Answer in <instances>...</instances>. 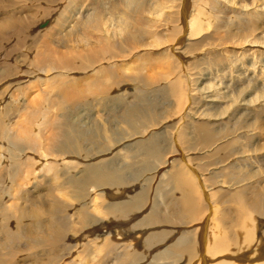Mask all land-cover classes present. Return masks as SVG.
I'll return each instance as SVG.
<instances>
[{"label":"bare ground","instance_id":"1","mask_svg":"<svg viewBox=\"0 0 264 264\" xmlns=\"http://www.w3.org/2000/svg\"><path fill=\"white\" fill-rule=\"evenodd\" d=\"M86 1L87 0H67V2H66L67 3V9H66L67 14L66 13L63 14V13H60L59 11H57L58 5H56L53 9H51L50 15L48 17L45 16L46 18L41 20V22L35 26V28L38 27V29H36L37 33H38V31H45L44 32L45 35H37V33L33 31L34 26L30 27L31 25L29 24L30 26L27 27L22 22L25 20V19L21 20L22 18H20L21 12L23 10L22 5H24V2L22 5H21V3H19V1H18L19 4L17 2H15V3H17V5H16V7L14 6L12 9L14 14L13 15L9 14L10 17L6 19V23L4 25L7 27V30L0 31L1 32V34H0V183L1 184L7 183L6 182L7 179L5 180V176L8 174L7 170L11 169L10 166L18 168V172L22 173L21 175H23V177L25 175V176H27V178L29 177V178H33L32 180H36V178L34 176V174L36 173L35 169L37 167L39 168L40 164L43 163V161L40 162V160H45L48 157H53V159L60 161V162H58L56 164V166H54V165L52 166L50 164L49 165L47 164L46 172L52 170V174L50 175V176H52V178L55 177V174H57L58 176L64 175L63 169H66L65 164H67L68 161H69V163H71L69 158L72 157V155L68 154L67 152H66L67 153L66 154L65 151L64 152L55 151V153L52 154L53 151H52V153L50 151H48V148L50 147V144H49L50 139L53 137L52 138L53 139V146H55V145L58 146L60 144L59 140L62 139L63 141H68V142L73 143L74 145L73 144L72 145L74 146V148H76L75 150H77L79 144H76V141L79 140L82 136H85V135L88 136V134L86 133V128H85L86 123L82 120L80 123H74V122H72V119H71L72 117L77 116L80 110H83L80 107V102L82 100H86L87 97L100 95L101 97H99V98H101V100L106 101V103H109V104L116 103L117 102L116 100H118L117 95L115 94V91H114V93H112V90L118 86H120V88L124 87V85H126V87H127V85L129 86V84H128L130 81L129 80V78H130L129 74H130V69H131V64H130L129 60L133 55L138 54V52L132 50V47L137 45L138 47L143 48L144 46L157 45L161 39L159 36H157L158 40L155 37V39L152 40L151 42H147L145 40L146 35H147L145 27H143L142 25H138L135 22V20L130 21V18H132L131 13H133V12L139 13V12L144 11L143 2H141L140 0H123L124 4L129 8V9L127 8L129 10V12L123 11L121 23L118 26V27H120L119 29L104 26V23L101 24V27H99V25L101 23L100 21L103 18V17L101 18V13L103 12L102 6H104L103 0H90L88 4L86 3ZM227 2H228L227 4L226 3L225 4L218 3V5L215 4L216 5L215 7H217L216 9H218V11H219V9L223 10V11H227V10L231 11V9L233 7L232 6L233 1L227 0ZM186 3H188V2H186ZM242 3L245 4L244 2H242ZM65 4H62V5L65 6ZM12 5H14V3ZM180 5H181V3H180ZM254 5H255V3L253 4V6ZM24 6H26V5H24ZM202 6H203L202 8H204V5H202ZM247 6L245 5V7H247ZM207 7H209V6H207ZM59 8H60V6H59ZM153 8H151V9L153 10ZM181 8L182 7H180V9ZM195 8L197 9V7H195ZM247 8H250V7L248 6ZM26 9H27V7H26ZM184 9L182 10V21H183L184 28H185V30L188 31L187 35L189 34L190 36H192V35L194 36L196 31L200 28V25H201L199 23L200 19H198L196 17L198 10H200L201 8L197 9V10L193 9V11L190 10L189 13L186 9L185 10ZM205 9H206V5H205ZM205 9H203V10H205ZM194 10H196V11H194ZM56 12H58V14L55 15ZM200 12H202V13H200L201 15L199 13H198V15L201 18L206 16V15H204L205 11L201 10ZM11 14H12V12H11ZM25 16H23V18H25ZM52 17H54V19ZM206 17H208V16H206ZM202 19H204V18H202ZM208 19H209V17H208ZM44 20L48 21L49 23H47V25L41 27L40 24L43 23ZM30 21L31 20H29V22ZM103 22H105V21H103ZM106 22H107V19H106ZM210 23H211V21H210ZM26 24L28 25L27 22H26ZM2 28H4V27H2ZM202 28H204V27H201V30H203ZM260 29L257 32L260 35H256L254 38L255 39L254 41H259V38L264 35V29L263 30H260ZM181 30H183V29H181ZM197 36L198 35H196V37ZM212 36H210V37H212ZM179 38H180V36L174 38V42L172 41V43H170V45H168L167 48H168L169 52H172L173 55L176 56L177 59L180 60L181 58H183L186 55V54H184L185 48L183 46L185 44L187 46V44H190V43H185V42L183 43L182 41L184 39L183 38L179 39ZM263 38L264 37H262L261 39H263ZM203 39H204V37H203ZM245 40H247V39H245ZM249 40L250 41H248V42H251L252 39L249 38ZM201 41L202 40L199 39V40L194 41L192 43L193 44H200ZM204 41H205V43H207L206 40H204ZM262 41L260 43H262ZM257 43H254V44L257 45ZM159 45H160V43H159ZM258 45H259V43H258ZM261 47L263 49L257 48L258 49L257 50V49H254L251 47V49L249 48L245 51L237 52L236 54L235 53L234 54H226V61L224 63L225 65L223 67H225V68L228 67L230 72L229 71H228L229 73L226 72L227 74H225V76H227V77H223V78L226 79V81L228 80L229 82H224L221 80V78H220L221 81L218 83L216 81L212 82L211 81L212 77H213V76H211L212 74L210 73L209 70L205 71L204 66L202 65V62H201V60H199V58H197L199 61L197 72L196 71H188L190 73L185 72V75H186L185 78L181 77V78L174 80V82L172 84H173V91H174V93H176L175 95L180 96V97L182 96V98H184V103L185 102H186L185 104L188 103L187 105H184L185 114L182 117H181V115H179L181 118V122L179 120V122H176V124H175L176 125L175 127L178 128V130L173 132L175 137L176 136H177V138L181 137V133H183L184 131H187V128L192 127L194 125L197 126L198 122H202V121L208 120L210 122V127L214 128L218 123H220V124L226 123V122H224V119H223L224 117L227 116V118L231 119L232 116L233 117L236 116V113L242 111L243 109H246L248 111H253V112L254 111L264 112V109H263L264 108V91H262L263 85L261 86L262 89H260V85H259L260 77L257 80H255L256 78H254L257 75L256 74V68L258 67V65L256 63H259L260 65H262V68H264V46L261 45ZM119 54L121 57L117 60L116 57ZM181 61H183V60L181 59ZM246 61H248L251 64V66L249 64L246 65L245 64V63H247ZM218 62H219V60H218ZM222 62H224V61H222ZM180 64L182 65V69H185L183 67L184 61ZM256 65H257V67H256ZM262 70H261V72H262ZM182 73H184V72H182ZM262 73L264 74V71ZM80 74H83L82 77L80 76L81 78L78 77V75H80ZM213 74H214V72H213ZM218 74L216 73L217 77H218ZM84 75L86 77H83ZM80 79H83V80L88 79L87 82L83 83L84 85L87 86V88H83V87L78 86V84H80V81H81ZM215 79L216 78L213 77V80H215ZM261 81H262V79H261ZM262 83H263V81H262ZM233 85H234L235 89L231 90L230 87ZM171 87H172V85H171ZM28 89H30L29 90L30 92H28ZM236 89L238 91L243 90V92H241V93H243L242 97H240V95L236 96L234 94ZM33 93H35V94L33 95ZM253 93H256L255 97H253V98L247 97V96H249V94H253ZM23 95L26 96L25 97L26 101L23 100ZM54 96H56L58 98V101L55 104L53 103L55 101V100L53 101ZM199 103H200V105L197 106L196 104H199ZM85 104L86 103H84V105ZM109 104H107V105H109ZM229 104L232 105V109L228 112L229 114L226 116H225V114L223 116L219 115V114L210 115L206 112L205 107H220V106L229 105ZM63 106H65L66 108L62 112L58 111V109H61ZM137 110H139L138 105L137 106L133 105V106L127 107L125 109V111H126L125 115H126V118L128 119L127 120L128 122H129V120H131L135 117ZM228 110L229 109H227V111ZM55 111L60 112L62 122L64 120V123L61 122L62 123L61 125L58 124V129L54 132H51V129H49V127H51V122L49 121L50 118L48 119V117L51 113H54ZM79 114H81V113H79ZM52 118H51V120H52ZM174 123H175V121H174ZM172 125H173L172 123H169L166 125L161 124V127L162 128L165 127V129H166L169 126L172 127ZM207 125H209V124L207 123ZM87 127H89V126H87ZM47 128L50 131L47 130ZM52 130H54V128ZM88 131H89V129H88ZM130 131H131V129H130ZM237 131L240 132V130H237ZM89 132L91 134V130ZM133 132L135 133V131H133ZM149 132H150V130H149ZM93 133H95V132L93 131ZM157 133H158V131H157ZM171 133H172V131H171ZM206 133H212V132L207 131L203 128H201V130L199 132H197V134L200 136H204ZM234 134H235V132H234ZM245 134H246V136L249 134L252 135L251 137H253V141H255L256 138L259 139V137L261 138L262 136H264V129L261 130V129H259V127H255V126L250 127V128H245ZM95 135H94V137H95ZM137 135H138V133H137ZM241 135H243V133H241ZM250 135H249V137H250ZM129 136L130 137L125 138V140L122 142L123 144H125L126 142H128L134 138H137L135 135L132 136V133ZM90 137H92V136H90ZM229 137H230V134H229ZM249 137H248V139H249ZM85 138H86V136H85ZM153 138H154V136H153ZM90 139H88V140H90ZM94 139L96 140V138H94ZM259 140H261V139H259ZM26 141L28 143H31V146L33 145V148H32V150L27 151L26 157H23V153L25 154V151H24V149L21 148L22 146L20 145V143L26 142ZM48 141H49V143H48ZM151 141H152V139H151ZM151 141H150V143H151ZM221 141L222 142L226 141V135L222 136L220 138L219 142L212 144V146L219 144ZM153 142H154V140H153ZM79 143L83 144L81 142H79ZM91 144H92V142H91ZM144 144H146V143H144ZM252 144H254V142H252ZM61 147L59 148L60 151H61ZM179 148H181V147H179ZM18 149L22 150L23 153L19 152ZM49 150H50V148H49ZM84 150H86V149H84ZM106 150H107V148H106ZM106 150H105V152L107 153ZM178 150H180V149H178ZM202 150L208 151L209 149L208 148H206V149L202 148ZM36 151H39V154H40L39 156H41L42 159L40 157H39L40 160L34 158L37 156ZM100 151H102V149ZM144 151L146 153L150 154V156L158 154L161 158V161H160L161 166H164L166 164L167 165L173 164V162L175 160L173 154H168V156H165L166 158L165 159L163 158L164 159L163 160L162 159L163 156L158 152L159 150H158L157 145H153V144H148L146 146L144 145ZM179 152L180 151H178L177 153H179ZM261 152H263V151H261ZM254 153H256V152H254ZM99 154L101 155V153L98 151L94 152L93 154H89L87 156H84V154H83L82 155L83 159L82 158H80V159H82L83 161H86V160H89L91 158L98 157ZM73 159H71L72 162H74ZM50 160H48V162ZM97 161H95V162H97ZM48 162L45 161V164ZM113 163H114V161H107L106 163H104V162L100 163V164L93 163L92 165H87V168L84 170L87 173L83 176L82 180H75V181L73 180V183L76 184V190H75L76 195L78 197H85V198H83L85 201L82 202V204L85 205V206H83V207H85V209L81 212L82 213V215H81L82 220L79 219L80 221H77V219L73 220L70 217L71 216V210L73 209V207L76 204L70 203V200H69L68 195H67V193H69V192L66 191V185H65L66 182L61 180L62 182L60 184H52L53 189L47 195V198H46L47 199L46 201H48V207H46V212H44V213H46L47 216H45L46 218L44 217L46 220H44V219L43 220L46 221L45 223H47V226L45 225L47 227V231H48V239L49 240L48 239L47 240L53 245L55 243L59 244L63 250H66L65 253L61 254V257H60L61 260L59 259V261H60L59 264H73V263L85 264V262H83V261H78V262L75 261L73 263L71 261H68L71 258V256L74 255V252H72V250H74V248L73 249L68 248V245H67L68 240L67 239L69 238V242H70V240H72V238H70V236H68V233L72 227H75L76 225L81 224V222H83L82 224H85L86 226L94 223V222H92L90 212H92V214H94V218H96L95 223L100 218H101L100 221L104 220V222H105L104 226L102 223H100V224H102V228H101V235H103L102 241H104L103 243H105L102 246L105 248L106 247H113V246L117 245L116 244V243H118V242H116V241H118L117 239L119 238V240H122L121 238L130 232L132 234L131 235L132 237H130V239H132L133 237H134L133 240L139 239L143 243V248L145 249V251L149 248L155 247L156 245L157 246L163 245L164 250L162 252H159L160 257L172 256V257L178 258L179 254L180 255L184 254L187 259L193 260V263L191 262L192 264H215L214 260L212 259V257H215V256H212V255H215L216 253H219V252H221V253L223 252V254H225L224 251L228 247L227 246L228 237H226V233L223 231V228L220 229L221 226L218 227V225H220V224L212 226V225H214L213 224L214 220H213L211 226L208 225V226H210V229H207L208 227L205 228L206 227L205 224L207 221V220H205L207 218V217H205L206 214L204 216H203V214L200 215V211H201L200 209H203V208H201V206H204V212L208 210L213 216L216 217L217 216L216 214H218V211H219L218 206L220 204L218 205V203H216V200H210L211 194H210L209 198L206 199V203L204 202L205 204L203 202H200L199 190H198L199 187L196 184L197 180H195L196 178H198L197 174L196 175L194 174L195 176H192L190 173H188V170L184 169L183 167L175 168V169H173V167H172V169H170L168 171L167 183L169 182L171 184V186L169 185V188L171 187V190L175 189L174 192L176 190H178V192H179L178 195L176 194L177 192L175 193L176 195H174L173 194L174 192L171 191L170 189L167 192H165V199L167 202L165 206H167L170 209L169 214L171 213L172 216H174L176 214V210L178 211V210H180L179 208H181V210L184 209L187 212V215L189 218L188 219L189 222H187L188 224L184 223L187 225L186 226L184 225L185 227H183V228L180 227L181 230L179 229L177 232H175V234L177 233L175 236H173L174 232H172V231L169 232V231L165 230L163 227L159 228V227H161V225L162 226L164 225V224L159 223L160 222L159 220L163 218V216H161L162 212L160 214L161 209L159 207L157 209H155V206H153L152 204H151V208L149 209V215L146 216L145 218L142 215L144 220H142L141 224H139L140 223L139 222L138 223L139 225L135 224L134 228H131L133 225H131L130 228L129 227L126 228L125 225H124V227L122 226V228L121 227L118 228L119 225H116L118 223V221L115 224V226L117 228L115 226H110L111 224H109V222H107V219H109L108 221H110V218L115 219V221L116 220H120V221L122 220L125 223H129L130 221H131V223H132V221L134 223V220L135 221L139 220L137 213L140 212V210H143V207L145 206L146 202L148 201L149 194H150L149 193L150 187H148V188L142 187V189L140 188V190L135 192L133 194V196H128V194H130V190L133 189L134 184H132L131 187H127L125 189V186H127L131 183V182H128L130 180H127V178H126L127 175L125 176V174L128 173L129 175L135 176L138 174L139 170L137 169V167H133V166L125 167L122 170L114 169ZM225 164H227V163L224 162L222 165H225ZM228 164H229V161H228ZM72 165H73V163H72ZM127 165H129V164H127ZM133 165H135V164H133ZM68 166H71V165H68ZM79 166H81V165H79ZM82 166H84V164ZM13 167H12V169H13ZM115 167H116V165H115ZM119 168H121V167H119ZM77 169H79V168H77ZM14 171H16V170H14ZM65 172H70V171L68 170ZM9 173H11V172L9 171ZM73 174H76V173H73ZM201 174H202V172H201ZM41 175H43V174H41ZM65 175H67V174H65ZM58 176H56V177H58ZM199 177H201V175H199ZM59 178L60 177L55 178L56 181L57 180L59 181ZM65 178H67V177H65ZM130 178H131V176H130ZM202 178H198V179H202ZM90 180L94 181L98 184L100 183V184H104V185H107L108 187H110V189L113 191V193L108 194L109 201L106 199L108 202L102 203V201L96 200L97 196H95V194H97L98 193L97 191H100L101 188L99 187V185L86 186L85 184L88 183ZM14 181H15V178H14ZM14 181L13 182L10 181V183L11 182L15 183ZM37 181H39V180H37ZM68 181H69V178H68ZM133 181H134V179H133ZM203 181H205L204 178H203ZM126 182H128V183H126ZM27 183H26V185H27ZM83 183H85V184H83ZM199 183H201V182L199 181ZM220 183H222V182H220ZM216 184H218V183H216ZM20 185L22 186V184H20ZM24 185H25V183H24ZM46 185H51V184L47 183ZM52 185H51V187L50 186L49 187L52 188ZM200 185H202V184H200ZM203 185H205V184L203 183ZM28 186H29V183H28ZM38 186H40V185H38ZM41 186H42V184H41ZM220 186H226V185L221 184ZM19 187L15 186L14 184L11 185L10 188L12 190L6 192V194L4 193L5 195H4L3 199L0 200V264H23L22 261H24L27 258L26 256L30 255L29 252H28L29 254H27V252L23 253L25 251V250L23 251V249L26 247L28 248V243H30L32 241V239L35 240L36 229L39 227H42V229H43L44 224H45V223H43L44 221L41 222L42 220L39 219V218H41L39 216L40 215L39 212H37L33 208H31L29 206L30 204L28 202L27 203L29 205H27V204L22 205L23 203L21 204L19 202L20 199L19 200L17 199L18 198L17 193H18ZM45 187L47 188V186H45ZM240 187H241V185H240ZM240 187H232L230 185V187H227L225 189V191L228 192L227 197L229 196L233 201L240 203L244 208V212H243L244 214H243V216H241V219H239L240 221H239V227H238V232H239L238 234L241 235L240 242L242 241V243H244L246 246H251V247L255 248L254 251H251V253L247 255L248 259L245 260V262L242 264H264V250H263V248H260L258 246V250H256L257 249L256 246L258 244L260 245L261 241H263V238H264V230H262L264 222L256 220L257 217L253 216V214L250 213L248 209H246V207L244 205V193L245 192L243 193V188H240ZM86 188H88V189H86ZM211 188H213V187H211ZM211 188H207V190L211 189ZM232 188H234V189H232ZM4 189H5V191L7 190L6 188H4ZM4 189L1 188V190H4ZM205 189L203 190L204 192L206 191ZM87 190L89 191L88 195H86V193H85V192L88 193ZM201 191H202V189H201ZM207 193L206 194L208 197L209 190ZM45 194H46V192H45ZM72 198H73V196H72ZM72 198L70 197V199L73 200L72 202H75V200H79V199L74 200ZM24 199H25V197H24ZM31 205H32V203H31ZM45 205H46V203H45ZM78 205H79V202H78ZM78 205H76V207ZM235 205H236V203H235ZM256 208H255V210H256ZM259 209H260V207H259ZM173 210H175V214H174ZM180 212L183 214V217H184V213L182 211H179V213ZM225 212H227V211H225ZM179 213H178V215L180 217ZM105 215H108V218H105L104 217ZM172 216H170V218ZM102 218H104V219L102 220ZM168 218H169V216H168ZM168 218H167V220H168ZM195 221H197V222H195ZM112 222H114V220H112ZM229 222H231V221L229 220ZM110 223H111V221H110ZM156 223H158V224L155 225ZM169 224H170V222H169ZM178 224H180V223H178ZM234 224H235V222H234ZM228 225H229V223H228ZM86 226L84 227L85 228V230H84L85 235L84 236L88 237L89 235L92 234V231H89L88 228L86 229ZM46 227H45V229H46ZM150 227H152V228L150 229ZM155 227H158L159 229L155 228ZM168 227H169V225H168ZM170 227L172 229V226H170ZM229 227H230V225H229ZM229 227H227V228H229ZM153 228H155V229H153ZM173 228H175V227H173ZM147 229H150V230H147ZM232 230H235V229H232ZM37 233H39V232L37 231ZM36 235H38V234H36ZM40 235H42V234H40ZM43 235H45V233ZM38 237H39V235H38ZM127 237H128V235H127ZM41 238L42 237L40 236L39 239H41ZM126 239L130 242L129 238H126ZM126 239H124V240H126ZM133 240H132V242H134ZM44 241H46V238L44 239ZM229 242H231L230 239H229ZM156 243H158V244H156ZM236 243H238V242H236ZM130 244H133V243H128L127 245H130ZM135 245H136V243H135ZM85 246H87V245L85 244ZM71 247H72V245H71ZM99 247H101V246H98V248ZM238 247H239V245H238ZM91 248H93V247H91ZM69 249H72L71 252ZM108 249H106V250H108ZM239 249H238V251H240ZM28 250H29V248H28ZM34 250H32V251H34ZM77 250H79V249H77ZM61 252H63V251H61ZM75 252H76V250H75ZM131 253H132V251H131ZM151 253H152V250H151ZM153 253L155 254V252H153ZM132 254H134V253H132ZM31 255H33V254L31 253ZM76 255H74V256L77 257L78 255L77 256ZM111 255H113V254H111ZM125 255L127 256V253ZM125 255H121V256L124 257ZM130 256H132V255L130 254ZM204 256H206L207 259L206 258L204 259ZM84 257H85V254H84ZM91 257L94 258L93 256H91ZM91 257H89L90 260H92ZM110 257H112V256H110ZM116 257H118V256H116ZM122 257H121V259H123ZM240 257H241V255H240ZM102 258H104V257H102ZM125 258L127 259V257H125ZM86 259H87V257L85 258V260ZM119 259L120 258L118 257V260ZM31 260H33V259H31ZM96 260H97V258H96ZM241 260L243 262V258ZM49 261L50 260H48V262ZM127 261H130V260H127ZM127 261H126V263L128 264L129 262H127ZM131 261H132L131 264H144V256H142V254L135 253L134 258L131 259ZM210 261H212V262H210ZM226 261L227 260H225V262ZM107 262H109V261H107ZM180 262H181V260H180ZM126 263H124V264H126ZM155 263L161 264V261L155 262ZM232 263H234V262H232ZM87 264H88V262H87Z\"/></svg>","mask_w":264,"mask_h":264},{"label":"rangeland","instance_id":"2","mask_svg":"<svg viewBox=\"0 0 264 264\" xmlns=\"http://www.w3.org/2000/svg\"><path fill=\"white\" fill-rule=\"evenodd\" d=\"M18 1H19V3H21V5L23 4V2H24V5H26V6L22 5L23 10L21 12L20 18H22L21 20L25 19L22 22L27 27H29L30 25H31L30 27L34 26L33 31L36 33H37L36 29H38V27L35 28V26L38 25L41 22V20L45 19L46 18L45 16L48 17L50 15L51 9H53L56 5H58L57 11H59L60 13L65 14L67 12L66 11L67 0L66 1L65 0H62V1L61 0L60 1L59 0H24V1L23 0H0V27H1L0 31L7 30V27L4 26L6 23V19L9 18L10 15L14 14L12 9L14 6L16 7ZM89 1L90 0H87L86 3L88 4ZM140 1L143 2L144 11L139 12V13H135V12L131 13L132 18H130V21L135 20V22L138 25H142L143 27H145L146 34H147L145 40L147 42H151L152 40L155 39V37L158 40L157 36H159L161 38L159 41L160 45L158 43L157 45L144 46L143 48L138 47L137 45L132 47V50L138 52V54L133 55L129 60L130 64H131V69H130V74H129V77H130L129 80L130 81L128 83L129 86L127 85V87H126V85H124V87H122V88H120V86H118L112 90V93H114V91H115V94L117 95L118 100H116L117 101L116 103H112V104L106 103V101L101 100V98H99V97H101L100 95L87 97L86 100H82L83 102L82 101L80 102V107L84 111L80 110L79 113H81V114L78 113L79 116L77 115L75 117H72L71 119H72V122H74V123H80L81 120L84 121L86 123L85 128H86V133L88 134V136L85 135L87 139L85 138V136H82L79 140L76 141V144H79L78 145L79 150L78 149L75 150L76 148H74L73 143L68 142V141H63L62 139L59 140L60 144L58 146L57 145L53 146V139H52L53 137L50 139V143L48 141V143L50 144V147L48 146L50 148V150L48 147L47 148H48V151H50L51 153L53 151L52 154H54L55 151H59V152L65 151V153L67 152L68 154L72 155V157L69 158L71 163H69V161L67 162V164L71 165V166H68L67 164H65L66 169L62 168L64 170V175L58 176L57 174H55V177L52 178V176H50L52 174V170L46 172L47 164L48 165L50 164L52 166L53 165L56 166V164L60 161L53 159V157H48L45 160H40L39 157L41 158V156H39L40 155L39 151H36L37 156L34 158L39 159L40 162L43 161V163H44V164L43 163L40 164L39 168L37 167L35 169L36 173L34 174V176H35L36 180H32L33 178H29V177L27 178V176H25V175L23 177V175H21L22 173L18 172V168L9 165L10 168L12 169V167H13V169L7 170L8 174L5 176V180L7 179L9 182L6 180L7 183H4V184L0 183V185H1L0 186V200L3 199L6 192L12 190L10 188L11 185L14 184L15 186H18V187L20 186L18 193H17V197H18L17 199L18 200L20 199L19 202L21 204L23 203L22 205H26V204L29 205L30 204L29 206L31 208H33L35 211L39 212V214H40L39 216L41 217L39 219H41L42 220L41 222H43L44 220H46L45 216H47V214L44 213V212H46V207H48V201H46L47 200L46 198H47V195L53 189L52 184H60L62 182L61 180H63L64 182H66V184H65L66 185V191L69 192V193H67V195H68V198L70 200V203L71 204L75 203L76 205H78V202H79V205L77 207L75 205L73 207V209L71 210V216L70 217L73 220L77 219V221H80L79 219L82 220V218H81L82 213L81 212L85 209V207H83L85 205L82 204V202L85 201L83 199L85 197H78L76 195V191H75L76 190V184L73 183V180L74 181L75 180H82L83 176L87 173L84 171L87 168V165H92L93 163L100 164L103 162L106 163L107 161H114V163H113L114 169L122 170L125 167L133 166V167H137V169L139 170L138 174L135 175L136 177L129 175L128 173L125 174V176L127 175V177H126L127 180H130L128 182H131L129 185L125 186V189L127 187H131V185L134 184L133 189L130 190V194H128V196H133V194L135 192L139 191L140 188L142 189V187H145V188L150 187L149 188L150 194H149L148 201L146 202L145 206L143 207V210H140V212L137 213L139 220H137V221L134 220V223H133V221H132V223H131V221L129 223H125L122 220L121 221L120 220L115 221V219L110 218L111 223H110V221H108L109 219H107V222H109V224H111L110 226H115L116 222L118 221L119 224L118 223L116 224V225H119L118 228H120V227L122 228V226L124 227V225L126 228H128V227L130 228L131 225H133L131 228H134L135 224L136 225L141 224L142 220H144V218L149 215V209L151 208V204H152L153 206H155V209H157L158 207L161 209L160 214L162 212L161 216H163V218L159 220L160 221L159 223L164 224V225L163 226L161 225V227H159V228L163 227L165 230H167L169 232L172 231V232H174L173 236H175L177 234V233L175 234V232H177L179 229L181 230V228L185 227L188 224L187 222H189V220H188L189 218H188L187 212L184 209L181 210V208H179L180 210H178V211L176 210V214H175V210H173L175 217L172 216L171 213H170L171 215L169 214L170 209L167 206H165L167 203L166 199H165V192H167L169 189L171 190V187L169 188V185L171 186V184L169 182L167 183L168 171L170 169H172V167H173V169L183 167L184 169L188 170V173H190L192 176H195L197 174L198 178L203 177L205 179V181H203V178L202 179H198V178L195 179V180H197L196 184L199 187L198 190H199L200 202L206 203V199L209 198V196L211 194L210 200H216V203H218V205L220 204L218 206L219 211H218V214H216L217 215L216 217L213 216L208 210L204 212V206H201V208H203V209H200L201 210L200 215L203 214V216H204L206 214L205 217H207L205 219V220H207L206 224H205V226H206L205 228L208 227L207 229H210V226L214 220L215 223L213 222L214 225H212V226L220 224V225H218V227L221 226L220 229L223 228V231L226 233V237H228V240H227V246L228 247L224 251L225 254H223V252L222 253L219 252V253H216L215 255H212V256H215V257H212L215 264H238V263L242 264L245 262V260L248 259L247 255L250 254L251 251H254L255 248L251 247V246H246L244 243H242V241L240 242L241 235L238 234L239 233L238 227H239V221H240L239 219H241V216H243V214H244L243 213L244 208L240 203L233 201L229 196L227 197L228 192L225 191V189L227 187H230V185L232 187H240V185H241L240 188H243V193L245 192L244 193V205H245L246 209H248L249 212L253 214V216L257 217L256 220L264 222V208H263L264 207V159H263L264 158V148H263L264 147V136H262L261 138L259 137V139H261V140L256 138V140L253 141V137H251L252 135L249 134L250 137L252 138L251 139L249 137V135L246 136L247 133L245 134V128H250V127L255 126V127H259V129H261V130L264 129L263 128L264 127V112H256V111L253 112V111H248L246 109H243L242 111L237 112L236 116H234V117L232 116V118L229 119V118H227L226 115L229 114L228 112L232 109V105L229 104V105H224V106H220V107H205L204 106L206 108V112L210 115L219 114V115L223 116L225 114L226 117H224L223 119H224V122H226V123H222V124L218 123L215 126L216 128L215 127L212 128V127H210V122L208 120L198 122L197 126L194 125L192 127L187 128L188 132L184 131L183 133H181V137L177 138V136L175 137V135L173 134V132L178 130V128L175 127L176 126L175 124H176V122H179V120L181 122V118L179 115H181V117H182L185 114L184 105H187L188 103L187 104H185L186 102L184 103V98H182V96L180 97V96L175 95L176 93H174V91H173V84L172 83L174 82V80H176L178 78H181V77L185 78V76H186L185 72H188V71H196L197 72L198 71V62H199L197 58H199V60H201L205 71L209 70L210 73L212 74L211 76H213L214 78L217 79V80L216 79L213 80V77H212V80H211L212 82L216 81L218 83L221 80L224 82H229L228 80L226 81V79L223 78V77H227V76H225V74H227L226 72H228V71L230 72L228 67L227 68L223 67L225 65L224 63L226 61V54H234V53L236 54L237 52L245 51L249 48L251 49V47L254 49H257V48L263 49L261 47V45L264 46V40H263L264 38L263 39H261V38L264 37V35L259 38V41H254L255 40L254 38L256 35H260L257 33L260 28H261L260 30L264 29V0H236V1L232 0L233 1L232 6L234 8L232 7L231 11L230 10L229 11L228 10L223 11L220 9L218 11V9H216L217 7H215L216 6L215 4L218 5V3H220V4L226 3L227 4L228 3L227 0H218V1L217 0L216 1L215 0H210V1L209 0H203L204 2L202 0H190V1L189 0H182L183 2L181 0H167V1L166 0H149V1L148 0L147 1L146 0H140ZM15 2H17V3H15ZM103 2H104V6H102L103 12L101 13V18L103 17L104 19L103 18L101 19V21H100L101 23H100L99 27H101V24L104 23V26L119 29L120 27H118V26L121 23L122 13H123V11L129 12V10H128L129 8L124 4L123 0H112V1L111 0H103ZM186 2H188V3H186ZM242 2H244L245 4H243ZM11 3L12 4L14 3V5H12ZM180 3H181V5H180ZM254 3H255V5L253 6ZM62 4H65V6ZM202 5H204V8H202L203 7ZM205 5H206V9H205ZM245 5L246 6L248 5L250 8H247L248 6L245 7ZM59 6H60V8H59ZM207 6H209V7H207ZM26 7H27V9H26ZM180 7H182V8L180 9ZM195 7H197V9H200V10H198L199 14L202 13V12H200L201 10L205 11V13L204 12L203 13H204V15L208 16L209 19L206 16L202 17V18H204V19H202L197 13L196 17L198 19H200L199 23L201 25H200V28L196 31L195 35L190 36L189 34L187 35L188 31L185 30L184 25H183L182 10L185 8L189 13L190 10L193 11V9H196ZM151 8H153V10ZM203 9H205V10H203ZM196 10H194V11H196ZM11 12H12V14H11ZM56 14H58V12H56L55 15ZM23 16H25V18H23ZM52 18L54 19V17H52ZM106 19H107V22H106ZM29 20H31V21L29 22ZM103 21H105V22H103ZM210 21H211V23H210ZM26 22L28 23V25L26 24ZM43 22L49 23L46 20H44ZM2 27H4V28H2ZM201 27H204V28H202L203 30H201ZM181 29H183V30H181ZM44 32L45 31H38L37 35H45ZM0 34H1V32H0ZM196 35H198V36L196 37ZM178 36H180L179 39H182V38L184 39L182 41L183 43L184 42L190 43V44H187V46H186V44L183 46L185 48L184 54L187 55V56L185 55L183 58H181L184 61L183 67L185 69H182V65L180 64L183 61H181V59L180 60L177 59V57L174 56L172 52H169V50L167 48L168 45H170V43H172V41L174 42V38H176ZM210 36H212V37H210ZM203 37H204V39H203ZM249 38L252 39L251 42H248V41H250ZM199 39L202 40L200 42V44H193L192 43V42L197 41ZM245 39H247V40H245ZM204 40H206L207 43H205ZM261 41H262V43H260ZM257 42L259 43V45ZM254 43H257V45ZM120 57L121 56L119 54L116 57V59L118 60ZM218 60H219V62H218ZM222 61H224V62H222ZM246 62H247V63H245L246 65L249 64L251 66V64L248 61H246ZM256 64L258 65V67H257V65H256L257 68L255 66L254 67L256 68V74L257 75L254 78H256L255 80H257L260 77V79H259L260 89H262V87H263L262 91H264V84H263L264 83V74L262 73L264 71V68H262V65H260L259 63H256ZM261 70H262V72H261ZM182 72H184V73H182ZM213 72H214V74H213ZM188 73H190V72H188ZM216 73L217 74L219 73L218 77H217ZM82 75L83 74H80V75H78V77H80V76L82 77ZM83 77H86V76L84 75ZM220 78H221V80H220ZM261 79H262L263 83H262ZM80 80L81 81H80V84H78V86L83 87V88H87V86L84 85L83 83L87 82L88 79L87 80L80 79ZM171 85H172V87H171ZM230 88H231V90L235 89L234 85L231 86ZM29 90L30 89H28V92H30ZM241 92H243V90L238 91L236 89L234 94L236 96L240 95V97H242L243 93H241ZM34 94L35 93H33V95ZM255 96H256V93H253V94H249V96H247V97L253 98ZM25 97L26 96L23 95L24 101H26ZM53 101H54L53 103L55 104L58 101V98L56 96H54ZM84 103H86V104L84 105ZM107 104H109V105H107ZM133 105H136V106L138 105L139 110L136 111L137 113H136L135 117L133 119L129 120V122H128L127 121L128 119L126 118V115H125L126 114L125 109L127 107H131ZM196 105L199 106L200 103L196 104ZM65 108L66 107L63 106L61 109H58V111L62 112ZM227 109H229V110L227 111ZM60 112L55 111L54 113H51L48 117V119L50 118L49 121L51 122V127H49V129H51V132H54L58 129V124L61 125L62 123H64V120L62 122ZM51 118H52V120H51ZM174 121H175V123H174ZM169 123L173 124L172 127L169 126L166 129H165V127H163V128L161 127V124L166 125ZM207 123L209 125H207ZM87 126H89V127H87ZM53 128H54V130H52ZM201 128H203L207 131H210L212 133H206L204 136H200L197 134V132H199L201 130ZM49 129L47 128V130H49ZM88 129H89V131L91 130V134L88 131ZM130 129H131V131H130ZM149 130H150V132H149ZM156 130L158 131V133ZM237 130H240V132ZM93 131L95 133H93ZM133 131H135V133ZM171 131H172V133H171ZM234 132H235V134H234ZM131 133H132V136H134V135L136 136L138 133V135L136 136L137 138H134V139L126 142L125 144H123L122 142L125 140L126 137H130L129 135H131ZM241 133H243V135H241ZM229 134H230V137H229ZM94 135H95V137H94ZM224 135H226V141H224V142L221 141L219 144L212 146V144L218 143L220 138ZM90 136H92V137H90ZM153 136H154V138H153ZM248 137H249V139H248ZM94 138H96V140ZM88 139H90V140H88ZM151 139H152V141H151ZM153 140H154V142H153ZM150 141H151V143H150ZM251 141L254 142V144H252ZM79 142H81L83 144H80ZM91 142H92V144H91ZM144 143H146V144H144ZM148 144L157 145L158 150H159L158 152L163 156L162 159L163 158L165 159L166 158L165 156H168V154H173L174 159H175L173 164H168V165L166 164L164 166H161V162H160L161 158L158 154L150 156V154H148L144 151V145L146 146ZM20 145L22 146L21 148L24 149L25 154L20 149H18V151L23 153V157H26L27 151L32 150L33 145L31 146V143H28L27 141L21 142ZM60 147H61V151L59 149ZM179 147H181V148H179ZM106 148H107V150H106ZM202 148H205V149L208 148L209 150L203 151ZM84 149H86V150H84ZM101 149H102V151H100ZM178 149H180V150H178ZM96 150L98 152H100L101 155L99 154L98 157H96V158L94 157V158H91V159L86 160V161L82 160L83 154H84V156H87L89 154H93L94 152H97ZM105 150L107 151V153L105 152ZM177 150L180 152L177 153L178 152ZM261 151H263V152H261ZM254 152H256V153H254ZM80 158H82V159H80ZM71 159H73L74 162H72ZM48 160H50V161L48 162ZM45 161H47L48 163L45 164ZM95 161H97V162H95ZM228 161H229V164H228ZM224 162L227 163L228 165L227 164L222 165ZM72 163H73V165H72ZM83 164H84V166H82ZM127 164H129V165H127ZM133 164H135V165H133ZM79 165H81V166H79ZM115 165H116V167H115ZM119 167H121V168H119ZM77 168H79V169H77ZM14 170H16V171H14ZM68 170L70 172H65ZM9 171L11 173H9ZM72 172L76 173V174H73ZM201 172H202V174H201ZM38 173L39 174L41 173L44 176L41 174L39 175ZM65 174H67V175H65ZM199 175H201V177H199ZM56 176L60 177L59 181L58 180L56 181L55 178H58ZM130 176H131V178H130ZM65 177H67V178H65ZM14 178H15V181H14ZM68 178H69V181H68ZM133 179H134V181H133ZM37 180H39V181H37ZM10 181H12V182L14 181L15 183H12V182L10 183ZM26 181L29 183L30 187L28 186V183ZM199 181L201 183H199ZM128 182H126V183H128ZM202 182L205 185H203ZM215 182L218 184H216ZM220 182H222V183H220ZM24 183H25V185H24ZM26 183H27V185H26ZM47 183L51 184L52 188H50L51 185H46ZM20 184H22V186ZM41 184H42V186H41ZM83 184H85V183H83ZM200 184H202L203 186ZM221 184H223V185L225 184L226 186H220ZM38 185H40V186H38ZM85 185L86 186L99 185L101 190L97 191L98 193L96 192L97 194H95V196H97L96 200L102 201V203L108 202L109 201L108 194L113 193V191L107 185L100 184V183L98 184V183L91 181V180L88 183H86ZM45 186H47V188ZM211 187H213V188H211ZM1 188L2 189L6 188L7 190L6 191H5V189L1 190ZM207 188H211V189H208L209 190L208 197H207V194H208ZM86 189H88V188H86ZM201 189H202V191H201ZM204 189L207 192L206 191L204 192L203 191ZM232 189H234V188H232ZM174 190H171V191L174 192ZM45 192H46V194H45ZM85 193H86V195H88L89 191H88V193L87 192H85ZM175 193L178 195V193H179L178 190H176L173 194L176 195ZM72 196H73V198H72ZM24 197H25V199H24ZM70 197L74 200L75 199H79V200H75V202H72L73 200H71ZM31 203H32V205H31ZM45 203H46V205H45ZM235 203H236V205H235ZM259 207H260V209H259ZM255 208H256V210H255ZM179 211H182L184 213V217H183V214L181 212L179 213ZM225 211H227V212H225ZM90 213H91L90 215H91L92 222H94V223L86 226L85 224H82L83 222H81V224H78L75 227H72L70 230L71 232L69 231V233H68V236H70V238H72V240H70V242H69V238L67 239L68 240V244H67L68 248H72V249L74 248V250L69 249L70 252L72 250V252H74V255H76V254L78 255V256L76 255L77 257H75L74 255H72L73 257L71 256V258L68 261H71L72 263L75 261H77V262L83 261V262H85V264H87V262H88V264H95V263L96 264H99V263L100 264H122V263L124 264V263H126L127 260H130L127 262H129L128 264H131V262L133 261V260L131 261V259L134 258L135 253L142 254V256H144V264H153V263L156 264L155 262H159V261H161V264H192L193 263V260L187 259L184 254H181V255L179 254L178 258H175L172 256L160 257L159 252H162L164 250L163 245L162 246L156 245L155 247L149 248L145 251V249L143 248V243L139 239L133 240L134 237L132 239H130V237H132L131 236L132 234L130 232L128 234L124 235L121 238L122 240H119V238L117 239L118 241H116V242H118V243H116L117 244V245H115L116 247L113 246V247H106L105 248L102 246L105 243H103L104 242V241H102L103 235H101L102 224L104 226V223H105L103 220L104 218H102L103 221H100L101 220V218H100L95 223L96 218H94V214H92V212H90ZM178 213L180 214V217H179ZM142 215L144 218L142 217ZM168 216H169V218H168ZM170 216H172V217L170 218ZM104 217L108 218V215H105ZM167 218H168V220H167ZM112 220H114V222H112ZM229 220L231 222H229ZM45 222L46 221H44L43 223H45ZM169 222H170V224H169ZM195 222H197V221H195ZM234 222H235V224H234ZM100 223H102V224H100ZM178 223H180V224H178ZM184 223H187V224H184ZM228 223H229L230 227H229ZM157 224L158 223H156L155 225H157ZM45 225L47 226V223L44 224L43 229H42V227H39L36 229L35 240L32 239V241L30 243H28L29 250L27 247L23 249V251L25 250L23 253H26V252H27V254L30 253V255L26 256L27 258L24 261H22L23 264H59V262H60L59 259L61 257V254L66 252V250H63L59 244L55 243L53 245L48 241L49 240L48 239V231H47V227ZM168 225H169V227H168ZM208 225H210V226H208ZM85 226H86V229L88 228L89 231H92V234L89 235L88 237L84 236L85 235V231H84ZM170 226H172V229ZM45 227H46V229H45ZM173 227H175V228H173ZM227 227H229V228H227ZM151 228L152 227H150V229ZM155 228H158V227H155ZM155 228H153V229H155ZM150 229H147V230H150ZM174 229L175 230L177 229V230L175 231ZM232 229H235V230H232ZM262 230H264V225H263ZM37 231L39 233L41 232L40 234H42V235L37 233ZM44 233H45V235H43ZM36 234H38L39 237ZM127 235H128V237H127ZM40 236L42 237L41 239H39ZM45 238H46V241H44ZM126 238H129L130 242ZM124 239H126L128 242ZM229 239L231 242H229ZM132 240L134 242H132ZM236 242H238V243H236ZM128 243H133V244L127 245ZM135 243H136V245H135ZM85 244L87 246H85ZM156 244H158V243H156ZM71 245H72V247H71ZM238 245H239V247H238ZM98 246H101V247L98 248ZM258 246L260 248H263V250H264V238H263V241H261L260 245L258 244L256 246L257 247L256 250H258ZM91 247H93V248H91ZM77 249H79V250H77ZM106 249H108V250H106ZM238 249L240 251H238ZM32 250H34V251H32ZM75 250H76V252H75ZM151 250H152V253H151ZM61 251H63V252H61ZM131 251L134 254H132ZM153 252H155V254ZM31 253L33 255H31ZM126 253H127V256L125 255ZM84 254H85V257H84ZM111 254H113L114 256ZM130 254L132 256H130ZM115 255L118 256L120 259L118 260V257H116ZM121 255H125V256L122 257ZM240 255H241V257L243 256L242 257L243 262L241 260L242 258L240 257ZM91 256H93L94 258H92ZM101 256L104 258H102ZM110 256H112V257H110ZM86 257L88 260L87 259L85 260ZM89 257H91L92 260H90ZM121 257L123 259H121ZM125 257H127V259ZM96 258H97V260H96ZM205 258L207 259L206 256H204V259ZM31 259H33V260H31ZM48 260H50V261L48 262ZM180 260H181V262H180ZM225 260H227V261L225 262ZM107 261H109V262H107ZM231 261L234 263H232ZM210 262H212V261H210ZM73 264H75V263H73Z\"/></svg>","mask_w":264,"mask_h":264},{"label":"water","instance_id":"3","mask_svg":"<svg viewBox=\"0 0 264 264\" xmlns=\"http://www.w3.org/2000/svg\"><path fill=\"white\" fill-rule=\"evenodd\" d=\"M47 24V22H43L40 24L41 27L45 26Z\"/></svg>","mask_w":264,"mask_h":264}]
</instances>
